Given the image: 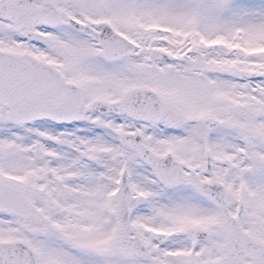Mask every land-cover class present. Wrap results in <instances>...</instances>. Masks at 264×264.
Listing matches in <instances>:
<instances>
[{"label":"snow or ice","instance_id":"1","mask_svg":"<svg viewBox=\"0 0 264 264\" xmlns=\"http://www.w3.org/2000/svg\"><path fill=\"white\" fill-rule=\"evenodd\" d=\"M0 264H264V0H0Z\"/></svg>","mask_w":264,"mask_h":264}]
</instances>
